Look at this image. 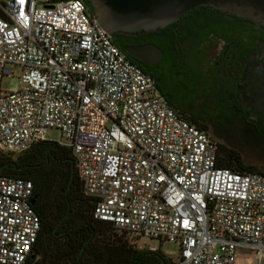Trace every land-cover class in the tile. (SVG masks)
Returning <instances> with one entry per match:
<instances>
[{"label": "built area", "instance_id": "built-area-1", "mask_svg": "<svg viewBox=\"0 0 264 264\" xmlns=\"http://www.w3.org/2000/svg\"><path fill=\"white\" fill-rule=\"evenodd\" d=\"M0 149L57 128L93 218L172 241V264H245L264 256V176L216 165L215 142L171 108L81 0L0 2ZM28 180L0 176V264H25L39 221ZM141 248L140 246H136ZM246 261H248L246 263Z\"/></svg>", "mask_w": 264, "mask_h": 264}, {"label": "trees", "instance_id": "trees-1", "mask_svg": "<svg viewBox=\"0 0 264 264\" xmlns=\"http://www.w3.org/2000/svg\"><path fill=\"white\" fill-rule=\"evenodd\" d=\"M81 1L88 8L86 0ZM167 26L157 31L163 32ZM119 33L110 34L113 45L153 79L157 92L171 108L203 129L195 107L188 108L190 87L185 77L170 65L166 37L153 39L151 32L142 36L161 50L159 67L152 70L123 51L124 45L135 43L119 41ZM216 150L217 166L264 176V168L244 163L234 151L223 146ZM0 176L26 179L31 184L30 205L39 227L25 264H172L158 249L134 247L121 234L111 232L114 228L109 222L92 217L93 202L82 193L68 147L43 139L18 152L0 149Z\"/></svg>", "mask_w": 264, "mask_h": 264}, {"label": "flooded vegetation", "instance_id": "flooded-vegetation-1", "mask_svg": "<svg viewBox=\"0 0 264 264\" xmlns=\"http://www.w3.org/2000/svg\"><path fill=\"white\" fill-rule=\"evenodd\" d=\"M166 25L163 32L160 27L117 30L119 41L145 43L142 36L148 32L153 39L166 37L170 65L179 68L190 87L188 108L197 110L201 130L216 148L223 146L241 159L264 157V25L208 5ZM158 60L144 66L157 70Z\"/></svg>", "mask_w": 264, "mask_h": 264}, {"label": "water", "instance_id": "water-1", "mask_svg": "<svg viewBox=\"0 0 264 264\" xmlns=\"http://www.w3.org/2000/svg\"><path fill=\"white\" fill-rule=\"evenodd\" d=\"M90 15L109 35L117 30L136 31L163 27L186 11L208 5L264 25V0H86ZM123 51L144 65H153L161 50L150 42L126 44ZM32 201V198L29 199Z\"/></svg>", "mask_w": 264, "mask_h": 264}, {"label": "rangeland", "instance_id": "rangeland-1", "mask_svg": "<svg viewBox=\"0 0 264 264\" xmlns=\"http://www.w3.org/2000/svg\"><path fill=\"white\" fill-rule=\"evenodd\" d=\"M8 0H0V2H6ZM12 70L11 74L4 75L0 78V90L3 92L13 91L17 88V73L18 69L14 68L13 66H9ZM44 139L61 142L63 141L61 134L57 128L54 127H47L44 131ZM242 161L246 164L253 165L256 168L262 169L264 168V157L257 159L254 156H248ZM115 235L121 234L123 238L126 240L128 244L132 246H140L141 248H148V249H158L161 253H163L166 257L170 260H175L178 255V245L172 241H159L157 239H149L143 237H137L133 241V236L127 233H120L119 231L112 229ZM139 248V247H137ZM248 254L247 250H238V259L234 264H245V257ZM260 264H264V256L260 261Z\"/></svg>", "mask_w": 264, "mask_h": 264}, {"label": "bare ground", "instance_id": "bare-ground-1", "mask_svg": "<svg viewBox=\"0 0 264 264\" xmlns=\"http://www.w3.org/2000/svg\"><path fill=\"white\" fill-rule=\"evenodd\" d=\"M237 259H238V258H237ZM237 259H236V261H237ZM236 261H235V262H236ZM247 262H248V261H246V263H247Z\"/></svg>", "mask_w": 264, "mask_h": 264}]
</instances>
